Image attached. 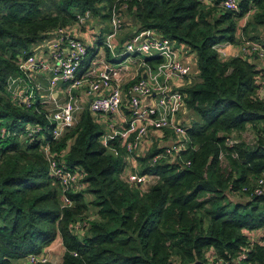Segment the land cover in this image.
<instances>
[{"label": "trees", "instance_id": "1", "mask_svg": "<svg viewBox=\"0 0 264 264\" xmlns=\"http://www.w3.org/2000/svg\"><path fill=\"white\" fill-rule=\"evenodd\" d=\"M221 2L0 0V264L42 252L57 236L64 248L57 264H209L212 257L228 262L246 246L249 230L264 228V197L241 196V188L264 173V100L257 94L264 71L257 70L254 60L260 58L254 54L222 58L216 49L244 45L238 20L248 10L253 14L241 34L264 27V0H239L237 12ZM114 6L125 28L154 31L196 57V80L178 90L193 116L188 144L173 160L152 161L157 148L138 157L139 173L152 176L146 184L122 178L125 144L117 133L108 136L89 110L52 140L45 128L49 112L39 99L26 108L7 91L20 74L19 57L34 43L82 20L109 22ZM248 38L264 52V36ZM35 125L44 137H25L23 129ZM247 128L256 141L240 138ZM230 138L237 141L229 146ZM47 143L57 162L83 172L79 184L86 187L64 191L49 176ZM63 195L71 206L62 205ZM90 206L96 219L88 215ZM77 222L87 225L77 232ZM251 249L247 261L261 264L263 246Z\"/></svg>", "mask_w": 264, "mask_h": 264}, {"label": "built area", "instance_id": "2", "mask_svg": "<svg viewBox=\"0 0 264 264\" xmlns=\"http://www.w3.org/2000/svg\"><path fill=\"white\" fill-rule=\"evenodd\" d=\"M238 4L239 0H222L221 2L224 8L234 12L239 10ZM109 25V30L103 34L101 51L95 53V59L87 58L88 45L73 34L70 26L57 28L52 36L43 40H49V54L47 57L50 61L40 55V51L34 50H30L29 54L19 57L17 66L20 74L26 77L34 72L48 71L51 86L59 83L64 84L66 99L56 110L46 115L48 125L45 128H49L51 131L52 140H57L73 125L72 90L84 87L85 93L90 97L89 111L95 121L99 116L106 119L107 128L111 130L115 128L113 118L117 114H120L123 121L128 122V131L132 133V136L129 139L128 137H122L126 150V164L129 158L138 161L142 150L150 147V135L152 133L159 132V134H163L166 129L171 130L173 138L153 155L152 161L179 158L178 156L185 151L188 144L187 126L177 119V113L180 108H185V103L183 94L169 89L167 82L174 76H190L192 72L191 64L181 62L174 57L164 67V82L162 84H154L146 78L140 77L123 87L122 80L119 78L118 66L109 64L104 58L106 50L113 53L118 42V35L124 29V17L119 7H112ZM173 44L176 43L167 38L150 35L145 38H130L126 42L125 51L134 53L153 49L168 52ZM241 51L244 56L254 54L255 57L258 56L264 60L262 47L255 41H246L241 47ZM259 83L257 94L264 100V76L260 78ZM153 96H157L156 102L141 107L143 98ZM11 98L15 103L26 108L32 107L36 102L34 88L32 87L26 91H17L11 95ZM122 109L127 111L126 116L122 113ZM41 130L43 128L40 125H35L26 126L23 132L25 137L36 138L43 136ZM1 134L6 135L7 132L2 129ZM236 141L230 138L227 145L230 146ZM43 149L49 162V176L59 180L64 191L70 188L74 190L82 189L87 186V183L86 186L79 184L83 172L70 170L61 161L57 162L53 157V152L50 151L48 143L43 145ZM184 163L186 166L189 165L188 161H184ZM122 178L127 182L138 184H146L152 180L151 175L139 173V166L137 168L135 165L127 174H122ZM241 196L245 200L252 197H264V173L257 177L252 184L243 186ZM61 199L63 206L73 204L64 195ZM82 225L84 223L77 222L73 225V229L78 232L87 223L84 226ZM248 236L249 240L246 246L233 260L226 262L212 257L209 264H251L247 259L253 244L259 243L264 248V228L249 230ZM26 256L27 264H46L49 260L47 250L30 253ZM261 264H264V258Z\"/></svg>", "mask_w": 264, "mask_h": 264}, {"label": "crops", "instance_id": "3", "mask_svg": "<svg viewBox=\"0 0 264 264\" xmlns=\"http://www.w3.org/2000/svg\"><path fill=\"white\" fill-rule=\"evenodd\" d=\"M253 12L251 10H248L246 13L243 14V17L239 18L238 20V32L237 37L243 39L245 42L249 41L250 36H254L255 34L264 36V27H258L254 31L248 30V37H245L241 34L240 27H243L246 22L251 20ZM90 22L88 21H80L79 23L74 24L73 26H70L72 28L73 34L78 37L79 39L83 40L88 45V54L87 58L95 59L96 58V52L101 51L102 47V39L103 34L106 33L109 30V22L108 21H102L100 19L90 18ZM125 28V27H124ZM135 28L128 24L125 30L119 33L118 35V42L117 45L113 51V53L109 51H105L104 58L107 60L109 64L117 65L118 66V72H119V78L122 80L123 87L127 86L131 82L135 81L136 79L142 77L146 78L148 81L154 83V84H162L164 82V67L166 64L170 62L174 57L179 59L181 62H189L191 64L192 72L190 76L187 77H178L174 76L167 82V87L171 89L172 91H178L182 87L194 82L196 80V57L195 53L191 52L187 47H185L183 44H173L170 47V51L168 52H161L157 50H147V51H141V52H126L125 51V45L126 42L130 38H145L147 36L153 35L158 36L157 33L148 31L146 32H134ZM127 32V37L123 39H119V36H122ZM48 45L49 40L47 41H39L34 43L30 50L34 51H40V55H42L46 60L50 61V59L47 57L49 54L48 52ZM241 45H234L230 43H224L221 45H218L216 47L218 54L222 58H230L234 56L242 55L241 51ZM47 53V54H46ZM97 56H99L97 54ZM255 58V57H254ZM256 68L260 71H264V65L263 62L260 59L255 58ZM156 65H160V69L156 71ZM23 75V74H20ZM23 78L25 81H27L28 86L26 87H20L19 85L16 88V91L12 93H16L17 91H26L28 88H34L36 100L39 99V103L41 106L48 110V112H52L57 109V107L66 99V95L64 92V84L59 83L54 86L50 85V73L48 71H38L32 73L30 76H24ZM72 101H71V107L73 109L72 102L74 100H77L80 104L79 107L84 108L76 113V118L79 116V114L83 110H89V96L85 93V88H79V89H73L72 90ZM157 96H153L151 98H143L142 99V105L141 107H144L148 104H153L156 102ZM52 107H54L53 110ZM122 113L126 116L127 111L124 109L121 110ZM177 119L179 122L185 124V126L190 125V121L193 119V116L190 111H188L186 108H180L177 113ZM72 118H74L72 116ZM104 129L107 130L108 133L111 131H115V133L119 134L120 137H128V139L132 136V133L128 131V122L123 121L120 117V114H117L113 118V121L115 122V128L113 130L108 129L106 125V119L102 117H97L96 120ZM251 139L256 138L255 132L250 133L249 136ZM151 138V144L148 149L142 150L141 156L143 157L151 148H157V151H159L164 145L168 144L170 140L173 138L172 132L169 129H166L163 134L158 133H152L150 135ZM251 139L250 142L252 141ZM137 162V163H135ZM136 166L138 168L139 161L129 158L127 159V164L125 167V170L123 174H127L132 166ZM138 165V166H137ZM89 213V216H91L92 219L97 218V214L93 212V210ZM44 250L48 251V263L46 264H57L62 260V255L64 252L63 245L61 243V239L59 236L56 237V239ZM22 259H25V263H19V264H27V256L22 257ZM15 260V259H14ZM11 264H15L13 260L11 261Z\"/></svg>", "mask_w": 264, "mask_h": 264}, {"label": "rangeland", "instance_id": "4", "mask_svg": "<svg viewBox=\"0 0 264 264\" xmlns=\"http://www.w3.org/2000/svg\"><path fill=\"white\" fill-rule=\"evenodd\" d=\"M159 69H160V65H156V71H158ZM18 85L20 87H26V86H28L27 81H25V79L23 78V75H20V74L17 73L15 75H13L12 78L10 79L9 84H8V87H7V91L11 95L14 94L12 92L16 91V88H17ZM72 104H73L72 116L74 117L73 118V120H74L76 118V113L80 112L84 108V105H83V107H79V104L80 103L77 100H74L72 102ZM53 109H54V107H52L51 110H53ZM115 131H117V130H115ZM115 131L114 132L111 131L110 133H108V136H111V135L115 134ZM253 132L254 131L252 129L247 128L244 132L241 133L240 138H242L243 140L248 141L249 143H251L253 141H256L254 138L251 139L249 137L250 136V133H253ZM249 139H251L252 141L250 142ZM90 209L93 210V212L97 214V209L94 206H90ZM90 212L91 211H89V213ZM89 213H88V215H89ZM90 216H92V215H90ZM13 262L15 264H19V263H22V262L25 263V259H22V257H20V258H17L15 260L13 259Z\"/></svg>", "mask_w": 264, "mask_h": 264}, {"label": "water", "instance_id": "5", "mask_svg": "<svg viewBox=\"0 0 264 264\" xmlns=\"http://www.w3.org/2000/svg\"><path fill=\"white\" fill-rule=\"evenodd\" d=\"M132 18H134V17H132Z\"/></svg>", "mask_w": 264, "mask_h": 264}]
</instances>
